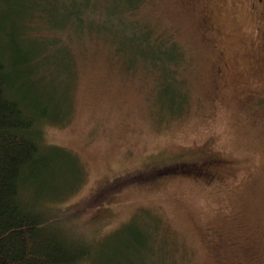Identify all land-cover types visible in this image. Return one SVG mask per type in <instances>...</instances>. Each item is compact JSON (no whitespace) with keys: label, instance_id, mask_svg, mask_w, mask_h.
I'll use <instances>...</instances> for the list:
<instances>
[{"label":"rangeland","instance_id":"374dc122","mask_svg":"<svg viewBox=\"0 0 264 264\" xmlns=\"http://www.w3.org/2000/svg\"><path fill=\"white\" fill-rule=\"evenodd\" d=\"M85 1H20L35 11L25 19L33 42L50 41L44 55L55 43L60 59L26 94L57 119L43 124L45 143L83 167L77 189L55 200L72 215L63 213V228L77 243L96 240L101 261L127 264L126 234L109 235L132 222L147 244L153 234L152 250L130 257L136 264H264V0L136 3L146 27L182 53L187 103L176 116L157 101L154 70L134 66L119 41L87 37L86 21L98 17L70 16L71 6L87 11ZM38 74L22 82L37 84ZM180 160L188 164L176 169Z\"/></svg>","mask_w":264,"mask_h":264},{"label":"trees","instance_id":"16d2710c","mask_svg":"<svg viewBox=\"0 0 264 264\" xmlns=\"http://www.w3.org/2000/svg\"><path fill=\"white\" fill-rule=\"evenodd\" d=\"M20 1L0 0V264H80L89 263L95 255L92 264H120L115 263L114 256L101 261L96 240L84 238L77 243L61 225L65 224L63 213L72 215L58 207L55 200L77 189L83 167L71 151L45 143L43 124L57 119L48 114L42 98L33 100L26 94L43 84V66L52 71L60 59L53 52L55 49L59 54L55 43L50 46L52 52L44 55V46L50 41L33 42L34 29H27L26 20L35 11L30 6L22 9ZM139 1L106 5V0H86L87 11L71 6L69 14L79 22L98 17L96 25L86 21L87 37L97 36L114 44L119 41L116 49L127 52L134 66L154 70L157 101L176 116L187 103V93L177 74L182 53L174 41L169 42V35L146 27V20L133 12ZM37 73L41 74L37 75V84L22 82L24 77ZM22 84L27 87L22 89ZM62 169H69L64 178L60 176ZM35 186L50 193L35 195ZM131 223L111 232L109 238L126 234L124 256L127 264H136L130 257L140 259L139 252L151 251L153 234L147 244L145 235Z\"/></svg>","mask_w":264,"mask_h":264},{"label":"flooded vegetation","instance_id":"af4514ba","mask_svg":"<svg viewBox=\"0 0 264 264\" xmlns=\"http://www.w3.org/2000/svg\"><path fill=\"white\" fill-rule=\"evenodd\" d=\"M258 2H262V0H257ZM192 161V160H191ZM197 161L198 160H194L193 162L194 163H197ZM206 163V165H208V164H212L213 163V161H210V160H207V162H206V160L205 161H203V164H205ZM175 164H178L177 165V167H176V169H179L182 165H184V164H188V161H182V160H180V161H178V162H175ZM209 169V168H208ZM207 177H208V179H212L213 177H214V173H212L210 170H208V174H207Z\"/></svg>","mask_w":264,"mask_h":264}]
</instances>
